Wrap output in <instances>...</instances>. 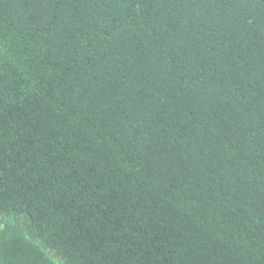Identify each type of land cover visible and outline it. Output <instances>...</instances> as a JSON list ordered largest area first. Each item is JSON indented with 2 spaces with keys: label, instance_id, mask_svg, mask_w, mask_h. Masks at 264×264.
<instances>
[{
  "label": "trees",
  "instance_id": "obj_1",
  "mask_svg": "<svg viewBox=\"0 0 264 264\" xmlns=\"http://www.w3.org/2000/svg\"><path fill=\"white\" fill-rule=\"evenodd\" d=\"M0 264H264V1L0 0Z\"/></svg>",
  "mask_w": 264,
  "mask_h": 264
},
{
  "label": "water",
  "instance_id": "obj_2",
  "mask_svg": "<svg viewBox=\"0 0 264 264\" xmlns=\"http://www.w3.org/2000/svg\"><path fill=\"white\" fill-rule=\"evenodd\" d=\"M262 1H264V0H262Z\"/></svg>",
  "mask_w": 264,
  "mask_h": 264
}]
</instances>
